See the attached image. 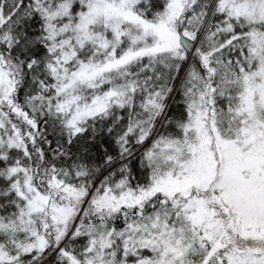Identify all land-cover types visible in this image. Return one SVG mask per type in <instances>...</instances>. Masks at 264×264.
<instances>
[{"label":"snow or ice","instance_id":"1","mask_svg":"<svg viewBox=\"0 0 264 264\" xmlns=\"http://www.w3.org/2000/svg\"><path fill=\"white\" fill-rule=\"evenodd\" d=\"M0 264H264V0H0Z\"/></svg>","mask_w":264,"mask_h":264}]
</instances>
